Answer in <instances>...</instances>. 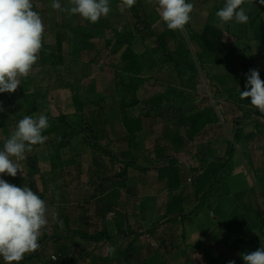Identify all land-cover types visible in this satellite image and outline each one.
<instances>
[{
	"label": "rangeland",
	"instance_id": "obj_1",
	"mask_svg": "<svg viewBox=\"0 0 264 264\" xmlns=\"http://www.w3.org/2000/svg\"><path fill=\"white\" fill-rule=\"evenodd\" d=\"M215 1L219 0H196L197 6H193V8L197 9L198 12L201 8L207 10L206 13L203 10L201 11L207 17ZM59 2L62 8L71 7L69 0H59ZM152 2L155 7H158L156 0H152ZM257 2L264 4V0H257ZM32 4L33 10L39 13L44 26L42 47L37 54V62L32 66L28 76L20 77L21 85H18L16 91L0 94V108H2V111L13 109L16 113L15 115H4L0 111V147L3 146L5 139L15 131L18 121L24 116L38 117L43 114L48 117V120H55L56 124L60 123L59 118L61 115L66 116L70 122H77L79 114L84 115L88 119L82 116L84 133L71 138L70 145L61 152L58 153L56 147L45 141L43 144L34 145L31 152H26L24 160L16 161L20 165L21 171H18L15 177L0 174L10 184L18 187H30L46 203L48 224L41 230V236L45 233L50 237V240L40 245L38 254L41 257L38 261L35 260L31 264H45V262L49 261L50 255H55L58 259V248L62 246L68 247L69 252L62 257L60 256L59 261L62 259L60 264H141L143 258L141 255H137L138 253H151L150 251H156L159 248L164 253H167L169 252L168 249L158 245L175 242L180 244L177 245L176 250H172L176 255L167 256L165 264H224L221 258H208L205 249L201 246L198 247V250L192 249V245L196 241L201 243L200 239L204 237L197 228H201L204 234L209 233L212 228V217L216 216L204 205L201 209H198L199 211H196L199 224L196 222L197 227H194V231L188 226L190 222L171 221L164 223L158 227L155 235L139 237L138 241L134 243L135 254L118 261L119 257H117V254L121 248H125L126 241L117 234L118 229L115 225L116 216L114 211L126 214L129 224L135 232H144L157 222L156 211L159 207L158 205L159 203L162 204L166 198V193L162 191L159 185L151 189V182H156V172H150L146 175L140 173L138 175L134 171L136 170L135 167L132 168L133 170L129 169V172H131L130 179L127 187L121 189L118 202L114 199L112 190L99 193L97 188L99 180L96 177L104 175L106 172L103 169L104 166H111L112 164L110 159L98 152V148L95 145H89L92 144V140L86 134L88 131L86 127L87 120L90 123L92 122V129L97 131L100 137L99 144L102 148L110 150L119 159L123 160V154L128 150L129 141L124 127V114L120 108L122 100L118 93L119 89H121L119 87L123 83H131V78H124L121 71L118 70V68L120 69L119 61L122 51L118 54H112L111 48L106 47V42L112 40L114 34L107 27L99 25L97 29L100 32L103 31V33L101 35L99 33L97 35L93 34L92 38L88 40L89 45L94 46L93 49H83L80 56L77 57L75 42L73 41V27L76 24L86 27L89 22L79 15L75 17L65 11L53 9L52 0H32ZM254 8V17L257 18L258 16L259 22L264 24V12L261 11L259 4ZM246 12L248 13V11ZM117 15L121 17L120 21L123 25L135 23L129 9L124 5H120L118 8L111 7L109 14L99 20H107L110 17L115 20ZM151 26L156 33H161L168 29L166 24L160 19V16L154 19ZM186 27L185 25L183 30H174V32L183 34L189 49L194 53L195 50L188 38L189 32ZM138 28L143 29L141 26H138ZM240 28V24H235L231 32L225 34V40L229 43L236 41L239 32H241ZM59 37L63 39L62 64L58 63L56 54L52 55L54 52L57 53L56 48ZM241 38L240 35L239 40ZM178 40L177 37V39L172 41L171 48L173 50L178 49V46L176 47ZM243 42L240 43L243 44ZM136 43H140L139 36ZM181 45L182 47L179 46L180 50L178 51L183 49V43ZM248 45L250 51H248L247 57L255 56L256 61L252 67L258 70L259 74H262L264 72V51L256 46L254 40L249 41ZM155 46H157V37L154 36L148 39L144 46L139 45V54L143 55V52ZM145 58L150 63L149 56L146 55ZM153 59L157 62L158 68L153 67V69H147L146 72H143L142 76L146 80L139 87V90L135 92L140 105L128 109L127 113L133 119H141L143 117V112L148 109L144 103L149 98L165 91L170 85L177 84V73L171 71L173 67L169 63L160 66L161 58L158 56H154ZM194 60L199 70L198 81L200 84L197 89L189 88L185 92L191 100L198 102L196 105L198 108L214 106L217 111H220V108L223 109L227 120L224 122L221 115L218 114L221 120L220 123L215 126H209L204 133L196 137L197 140L194 143L187 141L186 138L188 137L184 128L178 129L179 136L184 140V146L179 148L178 152L175 150L177 148L166 146L165 149H169L166 153L175 158L185 160L184 162L190 167L193 164L197 165V161L201 162L202 160L206 163V160L212 154L215 155L214 158H224L228 142L234 140V128L238 118H241L242 113L247 109L251 112L258 111L249 106L243 107L242 105L239 107L237 103L228 101L226 94H215L214 89L209 86L206 70L212 76H215L225 74L224 69L219 66L203 69L195 58ZM131 97V94L127 97L129 102L132 100L130 99ZM101 98H104V100L100 101ZM217 103L219 106H216ZM34 106H38L37 111L28 113L27 110L29 111ZM99 109L103 111V117L97 113ZM175 114V111L165 112L163 115L165 116V123L174 120ZM261 119L264 122V116ZM98 120L101 121V124H96L97 128L93 127V123ZM157 121L154 117H144L148 132H143L136 140L144 145L146 151H141V156L137 151L140 157L138 165L147 166V159H151V155L154 156L156 145L161 144L157 140L164 138L166 127L171 128L169 125L172 122L159 125L156 124ZM253 130L255 129L249 126L245 129V133L250 134ZM56 143L55 141L53 144ZM263 146L264 139L259 136L249 141V150L252 156L251 162L255 168L256 165L259 168L264 167ZM59 155L61 158L58 157ZM235 157V160L239 161V166H236L237 168L235 167L233 172L239 173L241 171L239 170L241 169L240 165H242V170L246 173L242 175L243 177L237 176L233 180L234 190L236 192L239 191V188L248 182L249 189L255 188L264 203V180L257 171H254L248 157L244 156L243 150L238 145H236ZM207 164L209 165L211 162H207ZM121 168V164H116L110 169L111 171L109 170V175L116 178ZM16 181H19L20 184L16 183ZM144 181L145 185L144 189H142V182ZM103 184L108 186L106 182H103ZM98 198L100 199L97 200ZM153 199L157 201L155 204H151V206H155V209H150L149 207V210L144 213L145 219H141V202H148V200L152 202ZM229 200H234V198L232 196L231 199L225 197L221 203L219 200L215 201L220 203L221 209L218 216L221 217V213L224 214L223 212L228 207ZM194 203L198 205L199 201L194 198ZM194 207L189 208L188 212L193 210ZM104 216L105 221L103 220ZM194 216L190 218L194 220ZM220 220L222 221V219ZM104 222L112 240L109 239L106 242L96 244L72 237L70 230H82L94 234L102 230ZM59 227L61 229L59 235L61 239H53L52 237ZM221 230V228H218L215 233L218 234ZM187 231L195 235V237L193 240L185 238L182 241V233ZM157 234L172 235L173 238L175 236L177 238L176 240L162 242L157 237ZM41 236L39 237V244ZM28 255L29 253H26L22 261ZM161 255L164 256L163 254ZM1 262L4 264L2 259H0ZM53 263H58V261Z\"/></svg>",
	"mask_w": 264,
	"mask_h": 264
},
{
	"label": "trees",
	"instance_id": "obj_2",
	"mask_svg": "<svg viewBox=\"0 0 264 264\" xmlns=\"http://www.w3.org/2000/svg\"><path fill=\"white\" fill-rule=\"evenodd\" d=\"M189 2L195 6L194 0H189ZM224 2L225 0L215 1L214 5L211 6V10L207 17L201 12L202 10L204 11L203 8L200 9L199 12L195 11L190 14L191 19L186 24V28L189 32L188 38L193 44L195 50L194 53L189 49L186 39L181 32H177L176 34L174 30L167 29L161 33H156L152 30L151 24L157 17V8L153 5L152 0H136V3L130 9L128 8L132 19L135 22L134 24L123 25L120 21L121 17L117 15L115 16V20H112V17H110L107 20L101 19L95 24L89 22V25L86 27L78 24L73 27V41L75 42V53L77 57L80 56L83 49H93L94 46L89 45L88 40L92 38L93 34L97 35V33H99L101 35L103 33V31L100 32L97 27L99 25L107 27V29L114 34V37L112 40L106 42V47L111 48L112 54H118L122 51L119 61L120 69L118 68V70L121 71L124 78H131V83H123V85L119 87L121 89H119L118 93L122 100L120 108L124 114V127L129 141V150L123 154L124 160L119 159L118 156L110 150L102 148L99 144L100 137L97 134V131L92 129V122L90 123V121L87 120L86 123V127L88 128L86 134H88V137L92 140V144L89 145H95L98 148V152L104 157L110 159V163L112 164L111 166L105 164L106 166L103 168L106 171L105 174L99 175L96 178L99 180V185L101 186H103V182L115 183V186H117L115 191L118 190L116 192V199H118L117 195H119L121 189L127 187L130 168L135 167L139 171H147L149 170V167L162 163V160L166 162V166L158 168L159 178L168 180V187L170 190L180 189L181 164L177 158L171 155H165V149L159 147L155 151V160H152L148 166L138 165V156L135 155V153L133 154V150L136 149L135 147L137 146V144H134L136 136L144 130V126L142 119H133L127 112L128 109L140 105V101L136 98L135 92L139 90V87L146 80L142 76L144 70H151L153 67L158 68L157 62L153 59L154 56L161 58L160 66L169 63L170 66L173 67L171 71L177 73V84L170 85L166 88L165 93H158L152 96L144 103V105L148 107L149 112L155 111L162 113L175 111L174 126L177 130L182 128L185 129L188 141H191L204 133L209 126L219 124L221 120L218 114H220L224 119V122H226V113L221 108L219 113L214 106L198 108L196 107L198 102L196 100H191L185 92L189 88L193 90L197 89V86L200 84L198 81L199 70L194 58L199 62L203 69H207V67L211 66H219L224 69L225 74L215 76H212L211 73L206 70V78L209 81V86L214 89L215 94H226L227 100L237 103L239 107L243 105V107L249 106L257 110L256 107L251 105L250 98H241L240 91L245 90L246 74L250 69H254L252 65L256 61L254 55L247 57L248 51H250L248 45L249 41L254 40L256 46L264 51V24L259 22L258 16L257 18L254 17L253 10L255 9L254 7L257 6L255 4L256 1L246 0L243 7L248 11L247 14L249 16V21L247 24H240L241 32H239L236 41L232 43L227 42L225 40V34H229L234 25L238 23L231 21L223 26L219 25L215 13L223 7ZM120 5H124L123 0H110V8H118ZM259 6L261 11L264 12V4L259 3ZM74 16L78 17V15ZM138 26L143 27V29H139ZM240 35L242 37L241 40H239ZM138 36L140 37L139 44L136 43ZM154 36L157 37V46L143 52V55L141 53L139 54V45L144 46L148 39ZM177 37L179 39L176 45V47L178 46V49L173 50L171 48V43L173 40L177 39ZM240 42H243V44ZM181 43H183L184 47L181 51H178L180 50L179 46L182 47ZM56 51L57 53L54 52L52 55L54 56L56 54L58 63L62 64L63 39L61 37L58 38ZM146 55L149 56L150 63L145 60ZM258 58L260 57L258 56ZM260 78L264 81V72L260 74ZM130 94L132 95L130 98L132 100L129 102L127 97H129ZM103 100L104 98H101L100 101ZM216 106H219V104L217 103ZM37 109L38 106H34L29 111L27 110V112L34 113ZM102 112L103 111L99 109L97 113L103 117ZM2 114L15 115L16 113L13 109H8L2 111ZM82 116L83 118H86L84 115L79 114L77 116L79 118L77 122H70L64 115L60 116L59 124H56L55 120H49L50 127L43 133V135L47 137L46 142L56 147L58 153L64 150L65 147L70 145L71 138L75 135L84 133ZM262 116H264V114L259 110L251 112L247 109L242 113V117H239L236 122L234 128V140L228 142V148L224 158H210L206 160V163L211 162V164L206 167L207 169H192V172L203 171L200 176H197L196 179L193 180V191L198 198L199 203L192 212H186L184 210L183 195L176 194L174 195L172 202L168 205L166 213L160 215L157 222H155L149 230L135 232L129 224L127 215L115 210V225L118 232H120L123 237L129 235L134 236V241L129 246V249H131L134 243L138 241L139 237L144 235H155L158 227L164 223H169L171 221L193 222V218L190 217H193L194 214H196V211H199L198 209H201L207 200H221L225 197L227 198L231 196L234 198L239 208H241L242 213L228 226L227 230L229 236L234 237L239 243H246L250 238L251 233L258 229H261L264 236V203L258 192L255 188H251L249 190H242L232 194L228 183L237 164V161L235 160L236 145L241 147L244 156L248 157L250 163L252 159L249 150L250 139L257 136L264 139V122L263 119H261ZM100 122L101 121L98 120L96 123H93V127H96V124H101ZM249 126L253 127L255 130L250 134H246L245 129ZM171 135V128L166 127L164 130V137L169 141L168 137ZM55 141L57 143L53 144ZM182 142L184 141L179 136L172 140V143H176V145ZM58 157L61 158L60 155ZM203 163L205 162L201 160V164ZM116 164H121L122 168L116 178H114V176L109 175V170L116 166ZM189 172L191 171L189 170ZM140 208L142 212L140 218L144 220L146 208L145 202H141ZM103 220L105 221V216ZM60 230L59 227L52 237L53 239H61L59 236L61 232ZM70 231L72 232V237L74 239L79 238L83 241L96 244L106 242L110 239L105 222L102 230L94 234L82 230ZM223 234L219 233V236H222ZM49 240L50 237L48 235L45 233L42 234L40 245ZM221 240L222 239L216 242L219 243ZM58 249V259L57 256L50 255L49 261L45 262V264L62 263V259L59 261L60 256L62 257L68 254L67 252H69V250L66 246H62ZM39 251L40 249L38 248L34 252L29 253V255L19 264H31L35 260L38 261L41 257V255L39 256L38 254ZM127 253L128 251H125V254ZM122 255L118 260L123 259L124 256ZM54 256L57 260L53 259ZM57 261L58 263H53ZM165 263L163 256L159 252H156L153 257L149 258L142 264Z\"/></svg>",
	"mask_w": 264,
	"mask_h": 264
},
{
	"label": "clouds",
	"instance_id": "obj_3",
	"mask_svg": "<svg viewBox=\"0 0 264 264\" xmlns=\"http://www.w3.org/2000/svg\"><path fill=\"white\" fill-rule=\"evenodd\" d=\"M71 7L62 8L59 0H52V8L79 15L90 23H97L109 14L110 0H69ZM136 0H123L131 8ZM160 19L169 30H183L191 19L193 4L189 0H156ZM246 0H225L216 13L220 26L231 21L247 24L249 16L243 5ZM44 26L32 0H0V94L16 91L20 77H27L37 62ZM242 99L264 113V81L258 70L246 74ZM2 111V108H0ZM50 127L46 115L24 116L16 129L0 147V174L15 177L21 171L16 161L25 159L34 145L43 144V133ZM45 201L30 187H18L0 176V259L4 264H19L26 253L40 247L41 230L48 224ZM244 264H264V246L241 254ZM229 264H234L229 262Z\"/></svg>",
	"mask_w": 264,
	"mask_h": 264
},
{
	"label": "crops",
	"instance_id": "obj_4",
	"mask_svg": "<svg viewBox=\"0 0 264 264\" xmlns=\"http://www.w3.org/2000/svg\"><path fill=\"white\" fill-rule=\"evenodd\" d=\"M255 1H256L255 2L256 5L259 4L257 2V0H255ZM261 1H263V0H261ZM194 5L197 6L196 0H194ZM213 5H214V3H213ZM156 8H157V17L156 18H158L159 17L158 7H156ZM210 10H211V8H210ZM195 11H197V10L193 8L192 12H195ZM206 12H207V10H204V13H206ZM144 72H146V70H144ZM159 93H165V91H162V92H159ZM218 113H219V111H218ZM164 114H165V112H162V113L155 112V111L149 112L148 109H147V110H145V112H143V114H142L143 117H141V119L143 120L142 122H143L144 130L136 136L137 140H138V137L141 134H143V132H146V131L148 132V128H147V126L145 125V122H144V117H146V118H151V117L156 118V120H158L156 122V124H159V125L169 124V122H172L171 125H169V126H171V131H172V135L168 137L169 141L167 139H164L165 137L163 139L157 140V142L161 143V144H159V145L157 144L156 145V148L154 150V156L151 155V159H147L148 162L143 158L146 161V163H147L146 165L147 166L149 165V163L152 160H155V158H156V152L155 151L159 147H162L163 149H165L166 146H172V147L177 148L175 150L178 152L179 148L184 146V142L178 143L177 145H176V143H172V140L180 135L179 134V130H177L175 128V126H174L175 119L165 123V116H163ZM225 120H227L226 116H225ZM223 121H224V119H223ZM101 135H103V134H101ZM137 140H135V143H134V144H137V146L135 147L136 149L133 150V154L135 153V155L138 156L137 159H138V164H139L140 157H139L137 151L139 152V154L141 156V151H146V150L144 148V145L141 142L137 141ZM196 140H197L196 138H194L191 141H188V139H187V141L190 142V143H192V142L194 143V142H196ZM174 145H176V146H174ZM128 150H129V145H128ZM128 150H126V152ZM166 151H169V149L166 148L164 150V154L165 155H169V154L166 153ZM226 151L227 150L225 149V154H226ZM214 157H215V155L212 154L211 156L208 157V159H210V158L212 159ZM177 159L179 160V162L181 164V167H182L181 170H180L181 171L180 172L181 173V175H180V189H178V190H170L169 187H168V180L159 178L158 168L166 166V162L163 161V160L161 161L162 163L155 164V165L149 167V170H147V171H139V170H137V168H135L136 170H134V171H136V173H138V175H140V173L143 174V175H146L147 173H150V172H154V171L156 172V182H154V181L151 182V184H150L151 189H152V187L154 189L156 187V185L157 186L159 185L162 188V191L166 193L165 201L162 204L159 203V205H158L159 207L158 208L156 207L157 208V211H156V217L157 218L160 215H163V214L166 213L168 205L172 202L173 197L176 194L177 195L178 194H182L183 195V198H184V200H183V202H184L183 208H184V210L186 212H188L189 208H191L192 206L194 207V205H196L194 203V198H195L196 201L198 200V198L196 197V195H195V193L193 191L194 190L193 189V185H194L193 184V180H195L197 176H200L203 171H199V172L197 171L198 172L197 173V172H194V171L192 172V169H197V168L204 169V168H206L208 166V164L207 163L201 164V162L197 161L198 162L197 165L193 164V166L190 167L184 162L185 160H181L179 158H177ZM251 161H252V159H251ZM250 163L252 164V162H250ZM205 164H206V166L204 167ZM201 165H202V168H201ZM236 166L237 167L239 166V161L237 162ZM240 166H241V169H239V170H241V171L239 173L238 172H236V173L233 172V175L229 179V182H228L230 190L232 191V194L236 193V191L234 190V187H233V180L237 176L243 177L242 175H245V173H246L244 170H242L243 166L242 165H240ZM251 166L253 167V164ZM253 168H254V171H257L259 173L260 177L264 180V167L259 168L256 165V168L255 167H253ZM130 169L133 170L132 168H130ZM189 170L191 172H189ZM128 175L130 176L131 172H129ZM129 176H128V179H127L128 181L130 179ZM17 182H18V184H20L19 181H16V183ZM142 183H143V188L142 189H144L145 181L142 182ZM106 184H108V186H106L105 184H103V186H101L99 184L97 185L99 193L112 190L113 191V197H114V199H116L115 198L116 197V192L118 190L115 191V189H116L117 186H115V183L113 184V182H110V183L106 182ZM249 188H250V186L248 185V182H247L243 187L239 188L240 189L239 191L249 190ZM239 191H237V192H239ZM160 193H162V192H160ZM118 196L119 195H117V197ZM227 198L231 199V197H227ZM99 199L100 198H98L97 200H99ZM116 200H117L116 202L119 201V199H116ZM213 200L214 199L207 200L205 202V204H204V207L208 208L211 211V213L216 215V216L212 217L213 218L212 221H211V223H212L211 227L212 228L210 229L209 233H206V234H204V232L202 233L201 228H197L198 230L201 231L200 233L203 234L204 237L202 239H200L201 243H198L196 241L192 245V249H197L198 250V247L201 246V247H203L205 249V252H206L208 258H212V257L221 258V259H223L224 264H229V262H233V261H234V264H244L241 254H247L249 252L255 251V250L259 249L260 247L264 246L263 233H262L261 229H258V230H256V231L251 233L250 238L248 239V241L246 243H239L234 237H230L229 236L227 229H228V226L230 225V223L234 219L238 218L241 215V213H242L241 212V208H239V206H238V204H236L235 200H229L228 201V207L225 209V212H223L224 214L221 213V217H220V216H218V213H219V210L221 209L220 208V203H221V201L223 199L219 200L220 203H216L215 201H217V200H214V201ZM143 202H145V207H146L145 211H147V210H149V207H150V209H155V206H151V204H155L157 201H156V199H153L152 202L149 201V200H148V202H146V201H143ZM210 203H212V204H210ZM196 206L194 208H196ZM193 210H191L189 212H192ZM194 217L195 218H194L193 222L189 223V225H188L189 227H191V230H193V231L195 230L194 227H197L196 222H198V224H199V218L197 216V213H196V216H194ZM196 219H197V221H196ZM220 219H222L223 223H222V221ZM178 222H181V221H178ZM218 228L222 229L219 232L221 234L224 233L222 236L221 235L219 236V233L218 234L215 233L216 230L218 231ZM117 234H118V236L123 237V235H121L120 232H117ZM157 237L159 239H161L162 242L163 241H167V240H170V241L176 240V238H177V236H175L173 238L172 235H167V236L165 235L164 236V235H159V234H157ZM194 237H195V235H192L191 233H189L187 231V232H183L182 233V239L181 240L183 241L185 238H191L193 240ZM123 238L125 239L124 241H126V246H125V248H121V250H119V252L117 254V257L120 258L122 253H123L122 256H124V257H123L122 260H124L126 257L128 258L129 255L135 254V250L133 249L135 247V245H133L132 248L129 249V246L134 241V236L133 235H129V236H125ZM220 239H222V240L219 243L216 242V241H218ZM110 240H112L111 239V235H110ZM177 245H180V244H178L177 242L171 243V244L162 243L161 245H158V246H161L162 248L168 249L169 252L164 253L163 250H161L159 248V249H156V251L155 250L154 251H150L151 253H149V252L148 253H138L137 255H139V256L141 255L142 256V258H143L142 263H143L146 260H148L149 258L153 257L156 254L157 251H159L160 254H163L165 256V257L163 256V258L165 260L167 256H171V255L175 256L176 255V253H173L172 250H176L177 249ZM178 249H180V248H178ZM125 251H128V253L125 254ZM0 264H3V263L1 262Z\"/></svg>",
	"mask_w": 264,
	"mask_h": 264
},
{
	"label": "built area",
	"instance_id": "obj_5",
	"mask_svg": "<svg viewBox=\"0 0 264 264\" xmlns=\"http://www.w3.org/2000/svg\"><path fill=\"white\" fill-rule=\"evenodd\" d=\"M53 259H54V260H57L55 256L53 257Z\"/></svg>",
	"mask_w": 264,
	"mask_h": 264
}]
</instances>
